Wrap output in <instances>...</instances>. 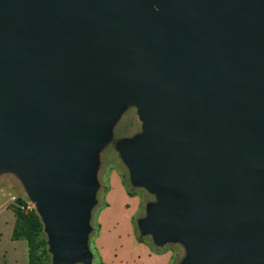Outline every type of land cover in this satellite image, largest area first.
<instances>
[{"label": "water", "instance_id": "95a60500", "mask_svg": "<svg viewBox=\"0 0 264 264\" xmlns=\"http://www.w3.org/2000/svg\"><path fill=\"white\" fill-rule=\"evenodd\" d=\"M160 189L139 221L181 264H264V0H0V173L23 182L53 264H91L96 150Z\"/></svg>", "mask_w": 264, "mask_h": 264}, {"label": "rangeland", "instance_id": "374dc122", "mask_svg": "<svg viewBox=\"0 0 264 264\" xmlns=\"http://www.w3.org/2000/svg\"><path fill=\"white\" fill-rule=\"evenodd\" d=\"M141 110L139 101L127 99L95 153L98 162L95 172L97 187L93 194L95 202L90 210L88 234L91 264H140L138 242L151 245L155 250L170 248L174 252L172 264H181L189 256L183 242L170 241L161 246L156 244L151 234H143L140 229L139 221L147 215L149 205L160 201V189L150 190L133 182L131 167L119 145L123 140H132L145 133L148 120L141 117ZM4 181L18 186L26 200H30L19 176L11 169L3 170L0 173V210L9 206L13 196L22 198L18 194L11 197L18 189L9 188ZM40 238L47 241V253L42 257V264H53L47 233L43 231Z\"/></svg>", "mask_w": 264, "mask_h": 264}, {"label": "crops", "instance_id": "0c3cea01", "mask_svg": "<svg viewBox=\"0 0 264 264\" xmlns=\"http://www.w3.org/2000/svg\"><path fill=\"white\" fill-rule=\"evenodd\" d=\"M3 183H6L9 188L18 189V192L12 193L11 197L18 194L26 200L18 186L6 181ZM16 221L15 211L10 205L0 210V264H28L29 262L28 241L26 239H15L13 236ZM138 248H140L141 253L139 257L140 264H172L174 252L170 248L155 250L153 246L141 242H138Z\"/></svg>", "mask_w": 264, "mask_h": 264}, {"label": "trees", "instance_id": "16d2710c", "mask_svg": "<svg viewBox=\"0 0 264 264\" xmlns=\"http://www.w3.org/2000/svg\"><path fill=\"white\" fill-rule=\"evenodd\" d=\"M19 201L24 202L25 200L19 198ZM13 209L17 218L13 234L14 238L26 239L28 241V264H42V257L47 253V241L44 238H40V234L44 231V225L40 216L38 215L36 210L24 212L21 209Z\"/></svg>", "mask_w": 264, "mask_h": 264}, {"label": "built area", "instance_id": "2783aa9c", "mask_svg": "<svg viewBox=\"0 0 264 264\" xmlns=\"http://www.w3.org/2000/svg\"><path fill=\"white\" fill-rule=\"evenodd\" d=\"M10 206L15 209H21L24 212H30L36 210L35 205L30 200H25L24 202H20L19 198L13 196L10 201Z\"/></svg>", "mask_w": 264, "mask_h": 264}]
</instances>
